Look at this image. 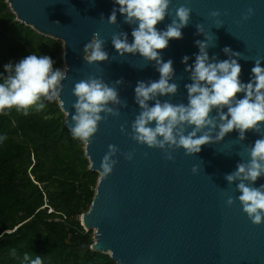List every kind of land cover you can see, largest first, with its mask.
I'll return each mask as SVG.
<instances>
[{"label": "water", "instance_id": "obj_1", "mask_svg": "<svg viewBox=\"0 0 264 264\" xmlns=\"http://www.w3.org/2000/svg\"><path fill=\"white\" fill-rule=\"evenodd\" d=\"M7 3L17 20L63 42L64 68L68 71L62 81L60 106L69 129L77 100L72 91L75 83L90 75L103 78L109 86L115 80H124L115 87L127 107L110 104L119 109V115L109 114L99 122L91 142L84 141L90 169L99 174L90 209L81 218L86 231L95 230L91 249L110 254L118 264H264V223H252L238 199L230 206L226 203L230 196L238 197L240 193L236 189L238 182L230 184L225 179L239 161L249 160L245 149L264 135V126L259 133L248 131L245 140H239L234 130L222 140L201 146L197 154H186L181 147L172 151L174 159H166L163 149L140 144L128 134L140 111L135 103L137 81L158 80L160 74L155 61H147L139 54L121 56L115 50L113 34L127 32L131 43L135 25L124 23L119 13L116 23L108 22L113 7H119L114 0ZM181 5L192 10L188 26L181 29L183 38L171 39L161 50L164 61L173 60L175 76L170 82L179 87L176 94L159 97L161 101L188 103L184 85L191 80L182 58L187 55L188 64L194 63L193 54L199 52L196 40L207 38L210 58L215 54L219 60L228 59L222 51L225 46L240 52L237 59L244 83L250 79L255 60L260 59L264 66V0H171L170 15L156 27L165 29ZM249 9L253 10L251 14ZM213 11L220 15L213 17ZM245 15L249 18L245 19ZM198 23L203 26V34H197ZM94 32L106 41L109 60L89 64L84 60L83 48ZM243 95L238 94V98ZM211 115H216L215 109ZM121 125L126 131H121ZM110 144L119 151L113 156L117 163L112 173L105 177L100 165ZM129 152L131 160L124 155ZM193 166H197L195 173ZM261 184L264 177L255 182L257 187Z\"/></svg>", "mask_w": 264, "mask_h": 264}, {"label": "clouds", "instance_id": "obj_2", "mask_svg": "<svg viewBox=\"0 0 264 264\" xmlns=\"http://www.w3.org/2000/svg\"><path fill=\"white\" fill-rule=\"evenodd\" d=\"M114 3L119 7H113L108 22L116 23L119 13L123 15L124 23L135 25L131 31V43L127 32L113 34L111 43L115 50L121 56L125 53L139 54L147 61H155V69L160 74L158 80H138L136 83L135 103L140 111L131 124V133H128L133 140L148 147L163 149L165 158L172 160L175 149L182 147L186 154H197L201 146L222 140L234 130L238 132L239 140H245L248 131L261 132L264 126V66L260 59L255 60L250 79L244 83L240 79L242 67L237 59L240 52L225 46L222 51L228 59L219 60L215 54L210 58L207 38L196 40L199 52L193 54L194 63L188 64L190 57L187 55L182 58L191 80V83L184 85L188 103L161 101L159 97L174 95L179 87L177 83L170 82L175 76L173 60L164 61L161 50L167 48L171 39L183 38L181 29L188 26L192 10L185 5L179 6L166 28L158 29V23L170 15L171 0H114ZM252 11L249 9L248 13ZM211 15L218 17L220 13L213 11ZM244 18L249 17L245 15ZM217 23L222 24L221 21ZM196 28L197 34L204 33L202 24H196ZM105 43L100 34L94 32L91 40L84 45V60L89 64L109 60ZM55 63L49 55L31 53L17 63L6 64L7 75L0 82V114L15 108L18 113L28 115L33 106L44 107L43 103H39L42 98L60 100L62 81L67 78L68 70L67 67L63 70L54 68ZM123 83V78H120L109 86L103 78L91 75L75 83L72 91L77 100L73 104L75 113L69 129L73 138L90 143L98 131L99 122L106 120L109 114L119 115V109H114L110 104L127 107V101L121 100L115 87ZM240 93L244 94L243 98H238ZM150 101L154 103L150 104ZM60 103L62 105L63 101L60 100ZM213 109L216 115H211ZM189 128L191 131H188ZM121 131H126L123 125ZM3 139L6 136L0 137V140ZM108 148L100 165L105 177L112 173L117 163L113 156L119 151L116 145L110 144ZM245 151L249 153V160L239 161L236 169L225 175L228 183L238 182L236 189L240 193L238 197L230 196L226 203L230 206L238 199L252 223L261 224L264 223V184L257 187L255 182L264 177V135ZM124 155L128 160L133 158L131 152ZM192 171L195 173L197 166H193ZM43 208L48 212L53 211L47 203ZM55 220L59 221L58 218ZM24 259H29L27 254ZM31 264H42L40 256Z\"/></svg>", "mask_w": 264, "mask_h": 264}, {"label": "trees", "instance_id": "obj_3", "mask_svg": "<svg viewBox=\"0 0 264 264\" xmlns=\"http://www.w3.org/2000/svg\"><path fill=\"white\" fill-rule=\"evenodd\" d=\"M63 52L61 40L20 22L0 0V82L6 64L31 53L51 56L63 70ZM39 103L28 115L15 108L0 114V264H31L37 256L42 264H118L91 249L94 231L82 225L99 178L85 143L71 135L58 100Z\"/></svg>", "mask_w": 264, "mask_h": 264}, {"label": "rangeland", "instance_id": "obj_4", "mask_svg": "<svg viewBox=\"0 0 264 264\" xmlns=\"http://www.w3.org/2000/svg\"><path fill=\"white\" fill-rule=\"evenodd\" d=\"M59 102V101H58ZM59 104H60V102H59ZM61 112H62V110H61ZM62 113H64V112H62ZM93 231H95V230H93Z\"/></svg>", "mask_w": 264, "mask_h": 264}, {"label": "built area", "instance_id": "obj_5", "mask_svg": "<svg viewBox=\"0 0 264 264\" xmlns=\"http://www.w3.org/2000/svg\"><path fill=\"white\" fill-rule=\"evenodd\" d=\"M50 211H52V209H50Z\"/></svg>", "mask_w": 264, "mask_h": 264}]
</instances>
